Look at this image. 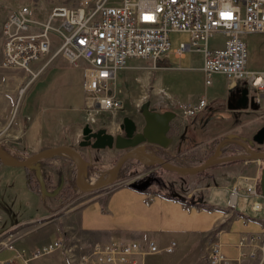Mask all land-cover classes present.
<instances>
[{
    "label": "rangeland",
    "instance_id": "1",
    "mask_svg": "<svg viewBox=\"0 0 264 264\" xmlns=\"http://www.w3.org/2000/svg\"><path fill=\"white\" fill-rule=\"evenodd\" d=\"M22 6L30 7L34 16L42 21L47 18L53 8L62 6L75 8L77 3L75 0H0V53L2 23L9 13ZM57 24L58 21H55L54 25ZM49 36L54 50L60 45V39L53 32ZM169 39L176 43L183 41V38L179 36H169ZM220 41L221 37L215 36L211 39L210 45ZM244 43L247 50V69L264 70V36L247 35L244 38ZM184 58L194 68L200 63L199 57L188 52H185ZM161 59L155 63L149 60H134L115 75L109 83L108 96L119 101V106L111 111L95 113V130L106 129L112 136L121 135L122 132L118 125L122 118L127 117L133 121L136 130L140 131L143 126L141 110L147 109L157 113L168 111L174 114L167 132V137L172 142L166 152L160 150L159 153L181 155V158L172 161L174 163H178L179 160H187V163L192 161L195 164L199 161L201 164L207 156L214 152L217 146H221L218 152L221 155H245L246 149L243 146H248L255 152H264V142L261 146L251 142L256 131L264 125V117L257 116L258 108L251 101L254 97L253 93L248 94L246 106L241 108L239 104L240 83L235 88L229 89L222 76L214 75L211 78V85L206 87L203 84L202 74L193 69L185 75L184 86L182 84L180 86H183L192 100L204 99L207 104L196 115L184 118L186 108L194 105L198 100L194 103L182 101L178 95L161 83V74L163 75L162 72H165L159 65ZM181 62L185 63L184 60ZM45 70L35 79H31L24 71L6 69L0 62V154L8 159L23 160L46 149L68 144L81 151L84 157H95L102 167L103 163L108 161V157H112V154L116 152L107 151V149L90 150L78 146L82 139V128L86 125L85 104L73 121L69 124L63 122L58 125L61 130L59 135L56 136L55 130L52 129L53 126L46 123L49 124L52 137L44 131L34 143V131L39 128L38 125H35L34 120L39 110L50 107L59 110H75L82 106L84 98L81 89V69L71 68L62 57H59ZM215 94L217 96L222 94L223 98L210 103V98ZM180 133H183V138ZM65 136L68 137L69 142ZM178 145H180V150L176 153ZM144 147L149 154L156 157L150 146L145 145ZM120 153L122 152L120 151ZM54 159H56L57 169L60 168L59 172L57 170V172H53L48 167ZM73 159V157L60 152L58 157L47 158L29 168L9 167L0 164V233L12 224L16 225L30 217L35 218V216L47 213L44 203L49 201L47 197L49 187L42 186L40 183L47 174L50 182H53L50 187L53 189V193L60 183L56 196L62 203L66 204L75 197L72 191L76 193V188H73L74 184L71 186V180L75 175L74 172H71V169L75 168ZM109 161L111 164L114 162L112 158ZM145 161L148 162V159ZM257 163H259V168H262L264 161L255 162V164ZM110 167L111 165H107L105 168L95 169L93 172L87 171L82 180L86 186L98 184L99 181L108 178ZM223 167V171L215 173L217 180L215 186L222 185V181H225L226 178L236 177L240 174L253 175V169H243L240 162H235L210 167L198 176L202 177L201 175L210 169ZM98 170L101 175L103 173V176L96 181L91 180L90 178H94ZM119 171L122 177H119L113 185L105 190L133 183L140 184L142 187H156V181L162 179L164 170L143 168L135 160H127L122 163ZM167 173L170 172L167 171ZM39 176L40 179H38ZM252 185V182H239L240 197L237 198L235 209L229 208L230 211L250 216L252 199H245L241 196L245 193V189ZM163 187L166 188V186ZM195 187L198 188L195 193L196 197L205 198L206 190L199 189L197 185ZM160 191L167 192L166 189L161 188ZM209 193L223 208L228 209L225 205L227 198L223 193L218 195L219 191L214 189L209 190ZM262 202L264 204V201ZM175 249H177V243Z\"/></svg>",
    "mask_w": 264,
    "mask_h": 264
},
{
    "label": "built area",
    "instance_id": "2",
    "mask_svg": "<svg viewBox=\"0 0 264 264\" xmlns=\"http://www.w3.org/2000/svg\"><path fill=\"white\" fill-rule=\"evenodd\" d=\"M77 7H56L45 20L37 19L31 8L22 6L9 13L1 26L2 64L9 70H22L31 79L38 77L57 56L65 58L74 69L82 70L86 125L92 130L95 113L116 109L119 101L108 96V86L115 75L130 61L155 63L169 55V33H185L187 44H180L172 54L181 59L185 52L201 56L200 71L204 86L211 85L214 75L222 76L229 89L240 83V90L253 93L257 116L264 117V70L247 69V35L264 36V0H75ZM58 21L57 25L54 22ZM60 39L52 52L49 34ZM221 37L210 45L213 37ZM48 57V58H47ZM47 58V59H46ZM200 99L188 106L184 118H191L206 106ZM94 113V114H93ZM53 158V157H52ZM245 163V162H244ZM49 165H55L53 161ZM57 165V164H56ZM99 171L93 181L103 176ZM250 181L241 196L252 199L250 211L264 223V199L258 179ZM239 187L230 186L228 206L236 207ZM233 200V203H232ZM175 242L160 248L155 241H109L93 243L82 249L65 240H55L33 254L34 258L55 251L64 253L68 264H143L147 257L170 254ZM238 250L257 248L264 255V235L240 234ZM1 249H12L1 244ZM255 249L240 253L235 261L226 257L219 242L209 243L202 256L203 264H233L253 258Z\"/></svg>",
    "mask_w": 264,
    "mask_h": 264
},
{
    "label": "crops",
    "instance_id": "3",
    "mask_svg": "<svg viewBox=\"0 0 264 264\" xmlns=\"http://www.w3.org/2000/svg\"><path fill=\"white\" fill-rule=\"evenodd\" d=\"M169 36L182 37L183 41L176 43L170 40ZM168 40L169 55L162 57L159 62L161 70H165L162 72L163 75L161 74V83L178 95L182 101L194 103L198 98L192 100L189 93L183 89V83L186 80L185 75L193 69L201 73V56L191 54L200 58L199 65L196 68L191 67L186 62L184 55L181 59H177L172 54V51L176 50L180 44L188 42V35L169 33ZM171 49L172 51H170ZM54 50L52 48V52ZM59 57L61 56L52 59L49 65ZM63 59L67 62L65 58ZM182 60L185 61L184 64H182ZM0 62H2V46ZM68 66L70 65L68 64ZM222 98V94H218V96L215 94L210 98V103ZM83 105L84 98L82 106L75 110H59L51 107L39 110L34 120L35 125L39 126L38 130L34 131V143L44 131L52 137L49 124L46 123L53 126L52 129L55 130L56 136L59 135L61 130L58 125L63 122L69 124L73 121ZM65 139L69 142L67 136ZM109 151L115 152L113 149ZM110 158L108 157V161L103 163L102 167L111 165ZM198 163L200 164L199 161L195 164L189 161L184 168H193L199 165ZM100 166L95 157H92L88 171L93 172L95 169L102 168ZM241 166L243 169H253V175L240 174L236 177L226 178L225 181H222V185L215 186L217 181L215 173L223 171L224 167L210 169L204 175L202 174V177L183 176L163 171V177L159 179V184L156 187H142L137 184L138 188L143 189L135 190L130 187V184H125L88 194L76 190V193L72 191L75 197L66 204L62 203L52 192L53 189L50 187L53 182H50L47 174L43 179V185L49 187V192H47L49 201L44 203L47 213L35 216V218L30 217L16 225L12 224L0 233V243L12 246V249L0 248V264H68L61 251L37 258L33 257L36 251L60 239L70 244H76L82 249L93 243L105 244L109 241L125 242L150 239L155 241L160 248L167 246L170 242L177 243V249H174L172 253H162L164 255L160 253L161 255L147 257L143 260V264H203L202 256L206 246L211 242H219L223 254L235 261L240 253L248 254L257 249L238 250L235 243L240 234L264 235V223L260 220L259 214L251 213L248 216L229 210L228 199L231 183L234 180L237 185L240 181L250 182L241 180L239 177L242 176L259 180V163L245 162L241 163ZM59 170L60 168L57 169L58 172ZM29 182L31 183V181ZM195 185L199 189L206 190L205 198L196 197L195 193L198 188ZM160 188L166 189L167 192L160 191ZM213 189L219 191L218 195L224 194V197L227 198L225 205L228 209L223 208L211 197L209 190ZM233 264H264V255L256 250L253 258H245L242 261L233 262Z\"/></svg>",
    "mask_w": 264,
    "mask_h": 264
},
{
    "label": "water",
    "instance_id": "4",
    "mask_svg": "<svg viewBox=\"0 0 264 264\" xmlns=\"http://www.w3.org/2000/svg\"><path fill=\"white\" fill-rule=\"evenodd\" d=\"M247 103V91L242 89L240 92L239 104L241 108H244ZM143 119V126L140 131L136 130L133 121L127 117L121 119V123L118 125L119 130L123 135L112 136L107 133L106 129H99L93 131L88 125L82 128V139L78 143L80 148L89 147L91 150H117L124 152L115 162L113 167L109 170V175L106 180L99 181L98 184L82 185L80 180L85 177L86 172L90 166V163L82 157L80 151L68 144L59 145L46 149L40 153L31 155L23 160L8 159L0 154V163L9 167H21L29 168L36 165L40 161L53 156H58L60 152L74 156L75 159V175L73 179L74 187L77 191L83 194L99 192L107 189L113 185L117 171L120 169L123 162L127 160H135L143 166H156L164 171H168L177 175L183 176H195L202 173L204 170L217 165H223L232 162H260L264 161V152H255L250 147H245V155H230L223 157H208L201 164L193 168H184L174 164H170L158 157L151 154L147 157L148 162H142L138 158L132 155L133 152L139 151L141 154L148 153L145 149L147 146H155L161 149H166L171 139L166 137L169 130V123L174 118V114L171 112L157 113L151 110L143 109L140 112ZM251 142L257 146H261L264 142V125L260 127L251 138ZM220 146H217L216 153L218 154ZM92 161V157H89V162ZM40 179V177H39ZM43 185V181H41ZM137 184H130V187L136 190H142L143 188L136 186ZM258 188L260 196L264 199V164L259 173ZM58 190V189H57ZM57 190L54 192L56 194Z\"/></svg>",
    "mask_w": 264,
    "mask_h": 264
},
{
    "label": "flooded vegetation",
    "instance_id": "5",
    "mask_svg": "<svg viewBox=\"0 0 264 264\" xmlns=\"http://www.w3.org/2000/svg\"><path fill=\"white\" fill-rule=\"evenodd\" d=\"M170 129V128H169ZM97 130H99V129H97ZM97 130H93V131H97ZM169 131V130H168ZM121 135H123V134H121ZM180 136L183 138V133H180ZM166 137H167V134H166ZM169 138V137H168ZM172 142V141H171ZM171 144V143H170ZM225 145H227V144H225ZM225 145H222V146H225ZM152 149L151 150H153L154 152H155V154H156V157H158V158H160V159H162V160H164V161H166V162H168V163H170V164H174V165H177V166H180L178 163H174V162H172V161H174V160H176V159H178V158H181L180 156L181 155H174V154H170V153H159V151L160 150H163V151H165L166 152V150H167V148L169 147H167L166 149H159L158 147H155V146H150ZM217 148V147H216ZM216 148H215V150H214V152L212 153V154H210L209 156H207L206 157V159L208 158V157H213V156H215V157H223V156H230V155H221L220 153H216ZM220 148H221V146H220ZM219 148V149H220ZM85 149H90L89 147H87V148H85ZM218 149V150H219ZM91 150V149H90ZM114 150V149H113ZM180 150V145H178L177 146V151H176V153H178V151ZM233 150H235L234 148H233ZM116 153H113L112 154V159L114 160V162L111 164V167H110V169L113 167V165L115 164V162H116V160L124 153V152H122V153H120V151H117V150H114ZM80 153H81V155H82V157L88 162V164L90 163L89 162V157H84L83 156V154H82V152L80 151ZM235 155H239V154H235ZM54 157H58V156H53V158ZM52 158V159H53ZM55 160L56 159H54V161H53V163H55V165L53 166V165H49L48 167L54 172V171H56L57 170V166H56V162H55ZM187 160H185L184 162H185V164L187 163L186 162ZM1 164V163H0ZM3 165V164H2ZM180 167H185V166H180ZM75 168H76V165H75ZM75 168L74 169H71V172H74V174H75ZM150 168H158V167H156V166H153V167H150ZM120 170V169H119ZM117 171V173H116V176H115V181H114V183L118 180V178L119 177H122V174L120 173V171ZM99 172V170L97 171V173ZM74 179V178H73ZM159 180L157 179V181H156V184H159V183H157ZM71 186H73V180H71ZM113 183V184H114ZM60 188V183H59V185L55 188L56 190L57 189H59ZM73 188H74V186H73Z\"/></svg>",
    "mask_w": 264,
    "mask_h": 264
},
{
    "label": "bare ground",
    "instance_id": "6",
    "mask_svg": "<svg viewBox=\"0 0 264 264\" xmlns=\"http://www.w3.org/2000/svg\"><path fill=\"white\" fill-rule=\"evenodd\" d=\"M61 153H63V152H61ZM63 154H66V153H63ZM66 155H68V156L74 158V156H72V155H69V154H66ZM132 155H133L134 157L138 158L139 160H141L142 162H147V161H145V159H147V157H148L150 154H149V153L141 154L139 151H135V152L132 153ZM74 159H75V158H74ZM80 182H81L82 185H85V186H86L85 182H84L82 179L80 180ZM232 201H233V200H232Z\"/></svg>",
    "mask_w": 264,
    "mask_h": 264
},
{
    "label": "trees",
    "instance_id": "7",
    "mask_svg": "<svg viewBox=\"0 0 264 264\" xmlns=\"http://www.w3.org/2000/svg\"><path fill=\"white\" fill-rule=\"evenodd\" d=\"M232 163H235V162H232ZM240 163H242V162H240ZM178 164L180 165V166H186V164H185V162L184 161H181V160H179V162H178ZM228 164H231V163H228ZM143 168H150V167H153V166H143V165H141ZM218 166V165H217ZM261 169V168H260ZM162 170V169H161ZM201 174V173H200ZM200 174H198V175H200ZM198 175H196V176H198ZM136 190V189H135ZM182 202H185V201H182Z\"/></svg>",
    "mask_w": 264,
    "mask_h": 264
}]
</instances>
